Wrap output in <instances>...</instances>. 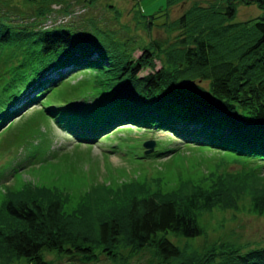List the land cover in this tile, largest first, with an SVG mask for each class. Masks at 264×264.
Masks as SVG:
<instances>
[{
    "label": "trees",
    "instance_id": "obj_1",
    "mask_svg": "<svg viewBox=\"0 0 264 264\" xmlns=\"http://www.w3.org/2000/svg\"><path fill=\"white\" fill-rule=\"evenodd\" d=\"M239 4L257 5L263 13L233 23ZM47 15L38 12L39 17ZM10 21L0 6V45L19 50L23 58L14 70H27L7 82L0 80V132L73 73H108L106 67L112 66L114 78L100 81L94 93L44 108L78 142L95 144L114 128L129 125L264 160V0L193 5L171 25L179 34L168 58L177 66L159 71L148 48L138 59L120 54L113 62L99 28L40 29ZM148 67L153 72L141 76ZM180 194L133 198L125 217L101 219L91 229L63 214L60 200L46 206L38 200H10L3 211L11 224L0 225V264L22 259L49 264L45 253H56L70 264H128L124 250L129 255L150 250V264H264V247L242 252L221 243L187 255L170 235L203 236L200 213L217 195L203 186Z\"/></svg>",
    "mask_w": 264,
    "mask_h": 264
},
{
    "label": "rangeland",
    "instance_id": "obj_2",
    "mask_svg": "<svg viewBox=\"0 0 264 264\" xmlns=\"http://www.w3.org/2000/svg\"><path fill=\"white\" fill-rule=\"evenodd\" d=\"M215 1L187 0L168 7L167 0H0V6L14 24L99 28L113 62L120 54L138 59L148 48L155 54L154 70L159 71L177 66L168 58L179 34L171 25L193 5ZM39 10L48 13L45 19L38 16ZM262 13L257 5L239 4L233 23ZM22 58L11 45H0V80L24 74L27 69L14 70ZM115 69L73 73L0 132V225L11 224L3 211L10 200H38L45 206L60 200L63 214L91 229L101 219L125 217L133 198L189 195L203 186L211 196L217 195L199 216L205 233L196 239L170 235L175 245L187 255L221 243L242 252L264 247V160L129 125L114 128L98 143H81L45 113L50 104L94 93L100 81L114 78ZM152 72L148 67L141 76ZM149 141L155 143L150 157L144 147ZM123 255L128 264H150L154 259L150 250L131 255L124 250ZM45 259L49 264H70L56 253H45ZM7 264L30 263L22 259Z\"/></svg>",
    "mask_w": 264,
    "mask_h": 264
},
{
    "label": "water",
    "instance_id": "obj_3",
    "mask_svg": "<svg viewBox=\"0 0 264 264\" xmlns=\"http://www.w3.org/2000/svg\"><path fill=\"white\" fill-rule=\"evenodd\" d=\"M147 150H146V154H151L154 152V148H155V143L152 141H149L145 144L144 146Z\"/></svg>",
    "mask_w": 264,
    "mask_h": 264
}]
</instances>
